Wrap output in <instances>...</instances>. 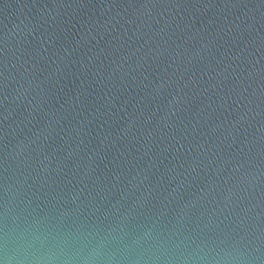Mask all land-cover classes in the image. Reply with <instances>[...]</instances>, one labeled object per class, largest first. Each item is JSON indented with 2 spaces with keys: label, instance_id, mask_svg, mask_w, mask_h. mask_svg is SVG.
I'll list each match as a JSON object with an SVG mask.
<instances>
[{
  "label": "water",
  "instance_id": "95a60500",
  "mask_svg": "<svg viewBox=\"0 0 264 264\" xmlns=\"http://www.w3.org/2000/svg\"><path fill=\"white\" fill-rule=\"evenodd\" d=\"M0 264H264V0H0Z\"/></svg>",
  "mask_w": 264,
  "mask_h": 264
}]
</instances>
